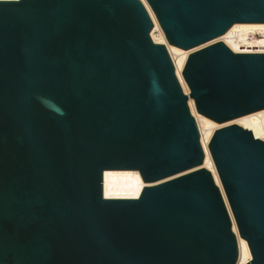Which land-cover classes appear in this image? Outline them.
Wrapping results in <instances>:
<instances>
[{"label":"water","instance_id":"1","mask_svg":"<svg viewBox=\"0 0 264 264\" xmlns=\"http://www.w3.org/2000/svg\"><path fill=\"white\" fill-rule=\"evenodd\" d=\"M168 44L189 50L264 0H145ZM140 0L0 1V264H264V142L231 124L202 168L188 107L217 124L264 110V54L222 42L182 78ZM138 171L136 199H106L104 171ZM231 213V216H230Z\"/></svg>","mask_w":264,"mask_h":264},{"label":"bare ground","instance_id":"2","mask_svg":"<svg viewBox=\"0 0 264 264\" xmlns=\"http://www.w3.org/2000/svg\"><path fill=\"white\" fill-rule=\"evenodd\" d=\"M140 1L146 8L153 24L150 37L154 43L165 46L173 63L176 78L179 81L185 95H189V89L182 78V70L187 57L191 53L211 44L222 42L227 48L237 54H264V24H234L225 34L209 41L204 45L189 50H181L168 44L150 7L145 0ZM188 100V107L196 122L200 136V145L204 154V161L201 167L208 170L212 175L216 186L222 193L229 211V207L226 202L217 172L208 151L209 140L215 130L229 126L231 124H237V126L248 131L254 139L264 142V110L234 119L223 124H217L212 120L198 114L195 110L193 100ZM147 185L148 184L142 181L139 172L134 170L104 171L102 177V192L104 198L106 199H136L138 198L143 187ZM231 219L232 230L236 236L238 246V260L236 264H246L251 260L249 248L246 241L239 237L232 216Z\"/></svg>","mask_w":264,"mask_h":264},{"label":"rangeland","instance_id":"3","mask_svg":"<svg viewBox=\"0 0 264 264\" xmlns=\"http://www.w3.org/2000/svg\"><path fill=\"white\" fill-rule=\"evenodd\" d=\"M151 33V32H150ZM179 82V81H178ZM180 84V83H179ZM181 86V85H180ZM182 88V87H181ZM187 96V95H186ZM189 101V100H188ZM189 106V105H188ZM190 110V109H189ZM190 113H191V111H190ZM192 115V114H191Z\"/></svg>","mask_w":264,"mask_h":264}]
</instances>
